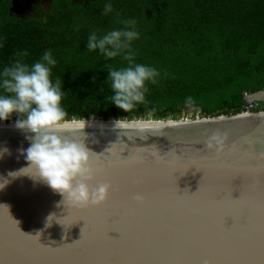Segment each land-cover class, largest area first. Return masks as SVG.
<instances>
[{
  "label": "water",
  "instance_id": "1",
  "mask_svg": "<svg viewBox=\"0 0 264 264\" xmlns=\"http://www.w3.org/2000/svg\"><path fill=\"white\" fill-rule=\"evenodd\" d=\"M264 100V89L250 95ZM118 119H71L63 132L74 139H84L95 157H112L110 151L118 150L122 159L135 162L128 172L135 178L140 175L156 177L161 187L166 183V173L178 158L203 160L212 165L205 171L189 169L178 175L176 181L181 195L195 194L201 185L204 195L199 201L176 198L171 194L155 202L137 201L144 193L133 186L128 192L131 214H114V222L122 231L119 242L109 247L117 251L88 264H264V260H250L238 255V249L249 239L247 229L224 218L211 202L212 188L218 171L229 167L258 169L264 166V109L216 117H194L179 120H121L124 127L115 128ZM85 125V129L79 125ZM15 121L0 122V147L10 154L0 159V176L10 182L0 190V250L5 246L26 247L29 243L43 249L39 261L30 264H76L75 258L62 257L59 249H71L80 243L83 220L71 224L63 220L71 206L46 184L28 175L15 178L9 172L27 167V161L18 149H26V134L15 128ZM224 138L223 150L208 148L213 135ZM216 166H221L219 169ZM104 180H98L92 187ZM245 179L232 181V199L241 197ZM260 185L256 184L253 196L259 204ZM112 196L110 188L108 198ZM91 205L81 212L98 215ZM54 216L50 226L48 217ZM61 223H59V222ZM17 227V228H16ZM259 242L260 225L256 226ZM15 233V239L12 238ZM38 234V235H37ZM37 235V236H36ZM118 239V232H110ZM0 264H7L0 251Z\"/></svg>",
  "mask_w": 264,
  "mask_h": 264
},
{
  "label": "trees",
  "instance_id": "2",
  "mask_svg": "<svg viewBox=\"0 0 264 264\" xmlns=\"http://www.w3.org/2000/svg\"><path fill=\"white\" fill-rule=\"evenodd\" d=\"M111 3L114 11L104 15L102 5L63 1L46 21L21 20L7 7L0 9V70L24 50L23 62L31 65L50 49L57 60L53 80H63L68 120L232 115L243 112L244 93L264 89V0ZM128 19L136 21L140 33L132 44L135 62L154 67L159 75L157 83L147 84L144 101L125 112L109 99L108 69L127 62L89 52L86 44L91 32L102 35Z\"/></svg>",
  "mask_w": 264,
  "mask_h": 264
},
{
  "label": "clouds",
  "instance_id": "3",
  "mask_svg": "<svg viewBox=\"0 0 264 264\" xmlns=\"http://www.w3.org/2000/svg\"><path fill=\"white\" fill-rule=\"evenodd\" d=\"M113 11L111 0H108L103 14L108 15ZM120 23L123 27L102 35L91 32L86 47L89 52L98 51L105 59L120 57L127 62V66L108 69L112 91L109 99L126 112L144 101L147 84L157 83L159 73L154 67L135 62L132 44L140 36L136 21L128 19ZM27 55V50L17 53L20 58L0 70V122L8 121L15 115V128L25 133L29 141L26 149H18L28 166L9 172L8 176L28 175L46 184L64 198L63 202L73 207L103 205L108 199L110 185L100 183L90 187L93 178L91 161L95 153L85 143L86 134L84 139L62 134L68 130L71 121L67 119L68 114L62 106L63 80H53L52 69L57 60L50 49L45 50L31 65L23 62L22 58ZM114 126L124 127L121 119L114 121ZM79 128L84 130L85 125L80 124ZM223 147V137L216 134L210 138L209 149L220 152ZM5 154H10L9 149L0 147V159ZM9 182L0 176V190ZM135 199L142 201L143 196L138 194ZM53 217H48L49 226L56 219Z\"/></svg>",
  "mask_w": 264,
  "mask_h": 264
},
{
  "label": "snow or ice",
  "instance_id": "4",
  "mask_svg": "<svg viewBox=\"0 0 264 264\" xmlns=\"http://www.w3.org/2000/svg\"><path fill=\"white\" fill-rule=\"evenodd\" d=\"M110 152L111 159L98 156L91 161L93 178L90 187L98 180H104L112 189L111 198H108L103 205L92 209L98 214L95 217L96 223H93L92 215L80 211V209L90 208L91 205L85 208L69 206L68 215L63 218L65 221H71V224L81 220L85 222L80 243L71 249H59L62 257L75 258L76 264H88L90 261L101 259L117 251L109 247L119 242L122 237L121 229L114 222V214L117 212L123 215L131 214V205L128 201V192L131 187L135 186L142 191L143 199L149 202L158 201L169 194L184 200L199 201L204 195V186L201 185L195 194L181 195L176 183L178 175H182L191 168L205 173L212 167L203 160L178 158L172 164L170 171L165 174L167 181L161 187L159 180L154 176L144 174L134 178L128 172V166L135 161L122 159L118 150ZM216 167L219 169L221 166ZM236 177H243L245 185L241 197L234 200L231 195L232 181ZM256 184H259L261 189L259 204L253 196ZM211 202L223 213L224 218L232 217L234 221L247 229L249 239L240 246L238 255L250 260H264V166L258 169L229 167L227 170L218 171L212 188ZM257 224L260 225L259 242L256 239ZM110 232H118L119 238L113 239L109 235ZM12 238L15 239V233H12ZM0 251L7 264H30V262L39 261L38 254L43 249L29 243L26 247L5 246Z\"/></svg>",
  "mask_w": 264,
  "mask_h": 264
},
{
  "label": "flooded vegetation",
  "instance_id": "5",
  "mask_svg": "<svg viewBox=\"0 0 264 264\" xmlns=\"http://www.w3.org/2000/svg\"><path fill=\"white\" fill-rule=\"evenodd\" d=\"M63 1H76L85 5H102L108 0H0V9L8 7L9 14L21 20H41L46 21L48 16L54 12L55 5ZM111 1H133V0H111Z\"/></svg>",
  "mask_w": 264,
  "mask_h": 264
},
{
  "label": "built area",
  "instance_id": "6",
  "mask_svg": "<svg viewBox=\"0 0 264 264\" xmlns=\"http://www.w3.org/2000/svg\"><path fill=\"white\" fill-rule=\"evenodd\" d=\"M245 103L243 105V112H250L259 107V100L252 99L247 93H244Z\"/></svg>",
  "mask_w": 264,
  "mask_h": 264
},
{
  "label": "rangeland",
  "instance_id": "7",
  "mask_svg": "<svg viewBox=\"0 0 264 264\" xmlns=\"http://www.w3.org/2000/svg\"><path fill=\"white\" fill-rule=\"evenodd\" d=\"M260 101H262V100H260ZM261 106H264V104L260 102L259 107H261ZM195 117H197V115ZM182 119H191V118L188 116V117H183Z\"/></svg>",
  "mask_w": 264,
  "mask_h": 264
}]
</instances>
